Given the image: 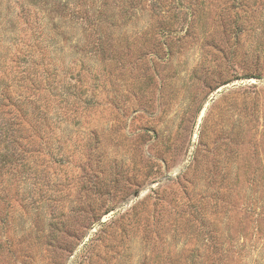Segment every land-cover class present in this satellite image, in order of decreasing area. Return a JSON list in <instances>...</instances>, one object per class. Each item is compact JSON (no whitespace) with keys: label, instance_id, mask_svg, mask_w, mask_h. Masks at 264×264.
Listing matches in <instances>:
<instances>
[{"label":"rangeland","instance_id":"obj_1","mask_svg":"<svg viewBox=\"0 0 264 264\" xmlns=\"http://www.w3.org/2000/svg\"><path fill=\"white\" fill-rule=\"evenodd\" d=\"M20 4L88 83L0 84V264H264V0H0L2 56Z\"/></svg>","mask_w":264,"mask_h":264},{"label":"trees","instance_id":"obj_2","mask_svg":"<svg viewBox=\"0 0 264 264\" xmlns=\"http://www.w3.org/2000/svg\"><path fill=\"white\" fill-rule=\"evenodd\" d=\"M18 12L14 16H9L8 22L13 24H19V34H21V46L10 47L8 55L2 56L0 53V84L4 79L13 78L17 79L24 83H29V86L24 88L25 90H31L30 84L35 86V92L32 93L28 102L32 103V111H30V116L34 113L37 103L36 93L47 92V100L49 98L64 97L66 100L81 102V96L75 91H70L72 87H82L87 85L88 79L87 75L82 74V79H76V82H71L73 76L71 72L60 75L57 73L56 58L52 54L51 47L49 49V43L47 38L53 33V27L48 28L47 32L41 23L36 19V16L30 14V12L24 8L22 4L17 5ZM26 38V42L24 40ZM1 34H0V45H1ZM51 46V45H50ZM1 47V46H0ZM20 57H24V67H19L17 64ZM49 67H52V71L48 72ZM38 79V81H37ZM1 87V86H0ZM0 95L3 97L0 99V115L6 114L10 122L2 123L0 128L8 125L10 130H13L16 133L17 137H22L23 133H26L28 128L31 127L29 120V113L26 115V112L23 110L22 104L24 101L21 100L22 93L18 91L16 86L13 89H10L6 84L0 88ZM22 91V90H20ZM32 91V90H31ZM11 92L17 93L18 100L8 101L5 97L6 93L10 94ZM27 94V95H28ZM46 105V104H44ZM33 128L36 126L33 125ZM1 163H5V158L0 160ZM1 176V173H0Z\"/></svg>","mask_w":264,"mask_h":264},{"label":"water","instance_id":"obj_3","mask_svg":"<svg viewBox=\"0 0 264 264\" xmlns=\"http://www.w3.org/2000/svg\"><path fill=\"white\" fill-rule=\"evenodd\" d=\"M138 194H135L134 196H137Z\"/></svg>","mask_w":264,"mask_h":264}]
</instances>
